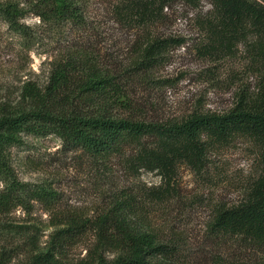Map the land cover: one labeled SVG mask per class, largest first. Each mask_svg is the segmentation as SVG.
<instances>
[{"label": "rangeland", "instance_id": "rangeland-1", "mask_svg": "<svg viewBox=\"0 0 264 264\" xmlns=\"http://www.w3.org/2000/svg\"><path fill=\"white\" fill-rule=\"evenodd\" d=\"M0 2L27 11L21 21L26 36L0 21V105L15 106L27 83L48 86L56 63L71 54L87 52L97 65L122 74L144 46L158 39L178 42L169 46L157 68L127 77L128 105L140 120L174 124L194 114H224L242 92L257 89L260 76L246 44L227 54L208 52L201 26L212 10L211 0H169L149 26L120 16L130 0H81L87 17L82 27L43 23L30 8L36 0ZM136 155L130 147L99 161L65 148L55 135L23 136V144L10 150L15 174L58 197L52 204H0V264H45L44 255L55 264H97L100 254L108 261L117 259L122 250L98 247L94 222L125 196L138 199L131 226L153 233L171 249L160 264H264V243L220 233L214 226L219 211L248 199L263 173L254 140L236 137L214 146L203 172L181 165L172 177L138 169ZM152 189L168 194L163 201H141ZM73 220L87 227L71 231Z\"/></svg>", "mask_w": 264, "mask_h": 264}, {"label": "trees", "instance_id": "trees-1", "mask_svg": "<svg viewBox=\"0 0 264 264\" xmlns=\"http://www.w3.org/2000/svg\"><path fill=\"white\" fill-rule=\"evenodd\" d=\"M168 1L130 0L119 14L149 26L159 20ZM211 6L201 26L208 36V52L227 54L246 44L260 76L254 93L242 92L237 104L224 114H194L174 124L147 122L132 115L128 81L157 68L169 46L178 41L152 40L122 74L97 65L87 52L71 54L56 63L48 86L27 83L15 106L0 105V176L4 183L0 204L17 207L31 201H57L55 191L21 181L12 168L10 150L22 145L25 135H55L65 148L99 161L134 147V166L169 177L181 165L203 172L214 146L247 137L261 149L263 173L248 199L219 211L214 226L220 233L264 243V0H211ZM30 8L43 23L55 27L87 24L81 0H36ZM26 13L15 3L0 2V21L23 36L27 34L21 21ZM167 194L152 189L141 201H163ZM137 201L134 196H125L94 222L101 243L98 247L104 244L122 250L113 261L98 255L97 264H160V257L171 254L169 246L159 243L153 233L131 226ZM71 223V231L87 227L74 220ZM42 257L47 261L49 255Z\"/></svg>", "mask_w": 264, "mask_h": 264}]
</instances>
